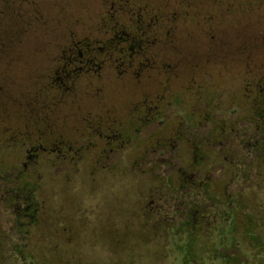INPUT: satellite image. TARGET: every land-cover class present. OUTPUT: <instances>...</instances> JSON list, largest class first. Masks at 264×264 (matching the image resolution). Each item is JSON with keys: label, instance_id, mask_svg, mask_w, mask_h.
I'll return each mask as SVG.
<instances>
[{"label": "flooded vegetation", "instance_id": "obj_1", "mask_svg": "<svg viewBox=\"0 0 264 264\" xmlns=\"http://www.w3.org/2000/svg\"><path fill=\"white\" fill-rule=\"evenodd\" d=\"M91 1L88 35L33 45L54 49L31 73L42 80L39 103L0 104V264L33 262L44 200L75 191L65 168L76 173L83 159L91 193L117 155L162 176L170 217L187 234L210 226L209 191L223 175L243 191L264 187V0Z\"/></svg>", "mask_w": 264, "mask_h": 264}, {"label": "rangeland", "instance_id": "obj_2", "mask_svg": "<svg viewBox=\"0 0 264 264\" xmlns=\"http://www.w3.org/2000/svg\"><path fill=\"white\" fill-rule=\"evenodd\" d=\"M29 2L0 0V45H4L0 46V104L7 108L15 100L39 103H35L36 91L42 80L31 78V73L45 50L54 49L33 45L80 39L88 35L97 15L91 0H36L46 16L28 10ZM109 91L102 98L120 108L121 96ZM234 117L235 112H226L225 120ZM152 130L154 126L146 132ZM75 167L76 173L65 168L69 180H64L75 191L66 192L64 200L55 195L44 200L43 213L33 224L31 264H264V187L243 191L223 175L219 191H209L216 202L208 210L214 215L210 226L187 234L170 217L176 202L161 190L157 178L162 176L137 172L129 154L115 156L107 171L95 173V193L90 192L88 160ZM39 170L42 176L35 183L42 204L45 183L43 168ZM153 199L158 201L148 205Z\"/></svg>", "mask_w": 264, "mask_h": 264}, {"label": "trees", "instance_id": "obj_3", "mask_svg": "<svg viewBox=\"0 0 264 264\" xmlns=\"http://www.w3.org/2000/svg\"><path fill=\"white\" fill-rule=\"evenodd\" d=\"M232 259V258H231ZM232 260H234V259H232ZM233 263V261H231V262H229V261H224V262H222V264H232ZM237 264H245V262H243V261H241V262H239V263H237ZM248 264V263H247Z\"/></svg>", "mask_w": 264, "mask_h": 264}]
</instances>
